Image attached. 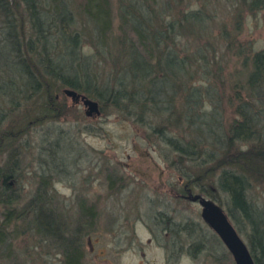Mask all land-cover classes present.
I'll use <instances>...</instances> for the list:
<instances>
[{
    "label": "trees",
    "instance_id": "obj_1",
    "mask_svg": "<svg viewBox=\"0 0 264 264\" xmlns=\"http://www.w3.org/2000/svg\"><path fill=\"white\" fill-rule=\"evenodd\" d=\"M185 1L0 0V103L7 107L0 104V142L21 130L12 125L3 128L6 120L11 118L14 125L20 119L45 117L57 107V94L66 87L96 97L101 111L108 105L126 110L157 134L160 145L172 146L179 160L185 157L189 168L183 166L180 173L193 192L197 188L217 202L223 193L229 214L237 212L249 221L250 250L256 264H262L263 216L249 202L247 191L251 180L264 179V47L251 52L250 46L247 52V45L238 46L243 71L229 79L236 116L226 122L219 108L226 91L217 88L224 66L211 63L218 55L216 45L208 41L195 49L191 44V38L206 34L213 40L215 24L209 23L206 7L211 1H199L197 8L192 0L183 5ZM75 2L90 24L94 52L84 51V32L74 27ZM226 2L234 14L233 26L220 23L216 35L232 41L234 32L242 30L235 22L240 19L241 25L245 11L256 12L264 7V0ZM102 65L106 69H100ZM200 70L217 82L196 85ZM102 74L104 81H100ZM18 111L22 113L15 118ZM183 123L190 130L185 142L171 127ZM16 169L0 165V257L13 259L17 237L35 231L39 242L56 244L64 255L63 264H83V242L93 224L95 206L82 202L80 217L72 225L67 216L49 207L52 200L46 196L45 171L32 200L21 205L11 183Z\"/></svg>",
    "mask_w": 264,
    "mask_h": 264
},
{
    "label": "rangeland",
    "instance_id": "obj_2",
    "mask_svg": "<svg viewBox=\"0 0 264 264\" xmlns=\"http://www.w3.org/2000/svg\"><path fill=\"white\" fill-rule=\"evenodd\" d=\"M199 1L206 3V0H192V6L199 7L202 4ZM210 1L206 7L209 23L215 24L212 31L218 32L219 24L225 22H229L231 28L234 14L229 13L228 2ZM78 3L75 2L74 27L84 32L82 48L91 53L94 45L90 24L78 13ZM187 3L191 4V0H186L183 5ZM113 8L116 9L114 2ZM114 13V27L118 32L119 19L116 10ZM242 17L241 25H238L240 19L235 22L242 30H234L232 41L218 38L216 32V38L212 37L216 43L207 34L201 36L202 39L191 38L195 49L208 41L216 45L218 55L211 59V63L224 66L220 82L216 77H210L212 75L206 78L200 70L194 83L206 87L209 80L217 82V88L226 91L222 102L219 101L220 112L226 122L236 116L235 104L230 99L234 95L229 79L234 78L237 71H243L242 56L237 54L238 46L247 45V52L250 46L251 52L264 47V7L256 12L245 11ZM102 67L106 69L104 65L100 69ZM103 78L105 80L102 74L100 81H104ZM217 95L220 96L219 91ZM57 97V107L45 117L27 121L20 119L14 125L8 117L10 119L3 123V128L12 125L21 130L13 135L10 133L11 139L3 138L0 142V165L17 168L11 183L20 195L21 205L32 200L45 171L49 191L46 196L50 195L52 200L49 207L53 206L52 209L67 216L72 225L80 217L82 202L95 206L96 215L83 242V264H161L162 250L158 245L167 241V234L161 227L168 226L167 220L183 221L187 216L191 218V264H235L232 253L220 236L202 218L201 204L191 200L190 196L188 199L178 196L183 183L187 182L180 173L183 166L187 167L185 157L179 160L178 152L172 146L160 145L157 134L126 110L108 105L100 114L88 115L83 102H75L65 92L58 93ZM2 102V107L7 108ZM18 112L13 114L14 117L22 113ZM162 125L169 127L165 123ZM171 127L175 131L177 129L176 135L184 138L182 141L189 138L190 130L185 123L177 128L175 125ZM182 179L183 183L180 182ZM251 181L247 197L262 213L264 225V179ZM208 188L211 187L208 185ZM194 191L200 193L197 188ZM218 202L251 249L253 231L249 221L237 212L233 216L229 214V204L223 193H219ZM160 211H166L167 218L160 219ZM254 219H258L256 215ZM39 240L35 231L18 236L13 259L0 257V264H63L64 255L56 244ZM256 256H259L258 252Z\"/></svg>",
    "mask_w": 264,
    "mask_h": 264
},
{
    "label": "water",
    "instance_id": "obj_3",
    "mask_svg": "<svg viewBox=\"0 0 264 264\" xmlns=\"http://www.w3.org/2000/svg\"><path fill=\"white\" fill-rule=\"evenodd\" d=\"M64 92L71 96L75 102H83L86 106V114L101 113L98 100L92 99L70 87L64 88ZM190 197L191 200L198 201L201 204L202 218L220 236L232 253L235 264H256L249 246L240 236L225 209L213 198L202 193L191 191Z\"/></svg>",
    "mask_w": 264,
    "mask_h": 264
},
{
    "label": "flooded vegetation",
    "instance_id": "obj_4",
    "mask_svg": "<svg viewBox=\"0 0 264 264\" xmlns=\"http://www.w3.org/2000/svg\"><path fill=\"white\" fill-rule=\"evenodd\" d=\"M183 181V179L180 180L182 183ZM180 191L178 196L188 199L191 196V185L184 182ZM159 216L162 220L165 216L167 218L166 211H160ZM167 223L168 226L161 227L167 234V241L159 242L158 245L162 250L161 264H184V262L191 264V218L187 216L183 218V221L167 220Z\"/></svg>",
    "mask_w": 264,
    "mask_h": 264
}]
</instances>
